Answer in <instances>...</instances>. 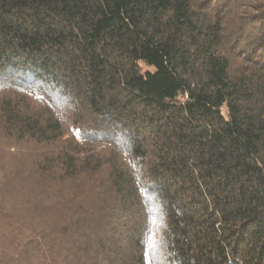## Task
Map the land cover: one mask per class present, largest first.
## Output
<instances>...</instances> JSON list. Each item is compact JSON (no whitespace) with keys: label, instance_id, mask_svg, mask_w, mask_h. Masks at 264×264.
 Wrapping results in <instances>:
<instances>
[{"label":"trees","instance_id":"obj_1","mask_svg":"<svg viewBox=\"0 0 264 264\" xmlns=\"http://www.w3.org/2000/svg\"><path fill=\"white\" fill-rule=\"evenodd\" d=\"M0 264H264V0H0Z\"/></svg>","mask_w":264,"mask_h":264}]
</instances>
